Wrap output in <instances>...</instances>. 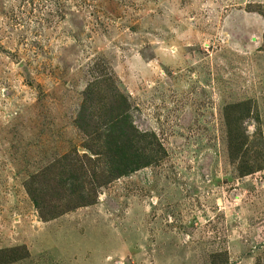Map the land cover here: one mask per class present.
<instances>
[{
	"label": "rangeland",
	"instance_id": "obj_1",
	"mask_svg": "<svg viewBox=\"0 0 264 264\" xmlns=\"http://www.w3.org/2000/svg\"><path fill=\"white\" fill-rule=\"evenodd\" d=\"M121 111L155 161L98 187ZM47 168L77 195L56 202L84 206L41 218L28 189ZM14 255L264 264V0H0V258Z\"/></svg>",
	"mask_w": 264,
	"mask_h": 264
},
{
	"label": "trees",
	"instance_id": "obj_2",
	"mask_svg": "<svg viewBox=\"0 0 264 264\" xmlns=\"http://www.w3.org/2000/svg\"><path fill=\"white\" fill-rule=\"evenodd\" d=\"M108 124L110 123L105 125V131L107 128H109V131L113 133L111 134L113 138L110 137V140L114 143L112 151L113 156H106L105 159L102 158L100 160L104 161V167H102L100 171L104 172L103 170L105 168L107 178L104 182L99 184L98 187L107 185L112 180L123 177L128 173L147 166V164L155 161L153 154L151 158L148 156H142L140 153L135 154L136 150L138 149V143L147 137V133L136 130L130 121V115H126L122 111L121 113H116L114 115L112 124ZM58 175L59 174H55L54 171L50 170L49 168L33 175L32 186L28 189V192L33 199L34 205L37 207L41 218H56L57 216H60L73 209V206H84V199L82 197L79 199L80 203L78 205L76 203L74 204V201L72 204H69L73 198V195H75L77 198V195L75 193L73 194L72 192L73 186L71 184L73 182ZM67 181L71 182V186H69ZM68 188L70 189V192L67 191ZM61 190H63L65 193L61 192ZM61 198L68 199L69 203L62 200L56 202V200ZM86 204H88V201ZM17 259L18 257L15 255L12 257L4 256L0 258V264H8Z\"/></svg>",
	"mask_w": 264,
	"mask_h": 264
}]
</instances>
